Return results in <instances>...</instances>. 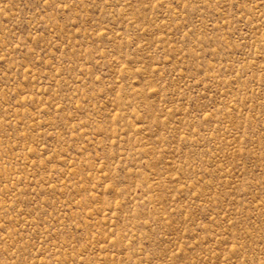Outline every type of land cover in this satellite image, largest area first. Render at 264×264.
Instances as JSON below:
<instances>
[{
	"label": "rangeland",
	"instance_id": "rangeland-1",
	"mask_svg": "<svg viewBox=\"0 0 264 264\" xmlns=\"http://www.w3.org/2000/svg\"><path fill=\"white\" fill-rule=\"evenodd\" d=\"M0 264H264V0H0Z\"/></svg>",
	"mask_w": 264,
	"mask_h": 264
}]
</instances>
